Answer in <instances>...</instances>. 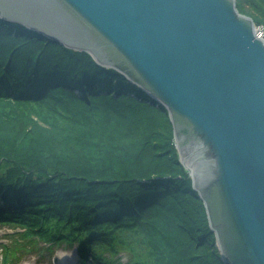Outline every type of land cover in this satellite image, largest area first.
<instances>
[{
	"label": "trees",
	"instance_id": "obj_1",
	"mask_svg": "<svg viewBox=\"0 0 264 264\" xmlns=\"http://www.w3.org/2000/svg\"><path fill=\"white\" fill-rule=\"evenodd\" d=\"M236 5L264 31V0ZM3 225L0 264L61 242L77 244L78 264H226L165 107L88 52L0 16Z\"/></svg>",
	"mask_w": 264,
	"mask_h": 264
},
{
	"label": "water",
	"instance_id": "obj_2",
	"mask_svg": "<svg viewBox=\"0 0 264 264\" xmlns=\"http://www.w3.org/2000/svg\"><path fill=\"white\" fill-rule=\"evenodd\" d=\"M162 104L220 258L264 264V37L236 0H0Z\"/></svg>",
	"mask_w": 264,
	"mask_h": 264
},
{
	"label": "rangeland",
	"instance_id": "obj_3",
	"mask_svg": "<svg viewBox=\"0 0 264 264\" xmlns=\"http://www.w3.org/2000/svg\"><path fill=\"white\" fill-rule=\"evenodd\" d=\"M12 230L11 226H0V261L3 255L2 244L9 241L8 233ZM42 250L44 251L42 254L38 251V253L32 252L22 255L16 264H24L25 262L35 264H59L61 263V260H63V257L66 258V264H75L79 259L77 244L75 246H69L64 242H61L54 244L47 250ZM120 259L126 261L127 256L124 252L120 253Z\"/></svg>",
	"mask_w": 264,
	"mask_h": 264
},
{
	"label": "built area",
	"instance_id": "obj_4",
	"mask_svg": "<svg viewBox=\"0 0 264 264\" xmlns=\"http://www.w3.org/2000/svg\"><path fill=\"white\" fill-rule=\"evenodd\" d=\"M257 34L261 37H264V31L261 26H256Z\"/></svg>",
	"mask_w": 264,
	"mask_h": 264
}]
</instances>
